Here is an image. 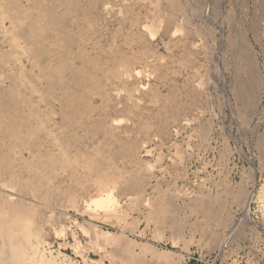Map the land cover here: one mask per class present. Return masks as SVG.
Instances as JSON below:
<instances>
[{"label": "rangeland", "instance_id": "1", "mask_svg": "<svg viewBox=\"0 0 264 264\" xmlns=\"http://www.w3.org/2000/svg\"><path fill=\"white\" fill-rule=\"evenodd\" d=\"M130 1L133 2L104 0L107 7L102 12L104 26L108 24L109 28H113L116 18L125 17L123 7ZM170 1L177 3L171 5ZM170 1H143L147 7L143 10L146 15L140 34L147 42H144V47H148H145L146 63L140 61L125 65L119 69V80L106 79L110 92L115 95L112 94L118 109L122 111L120 114L124 115L118 118L119 122L114 118V124L129 127L126 138L129 136L130 139L131 136L133 139L134 136L140 141L137 157L130 165L119 163V166L121 170L123 167V170L130 169V172L140 169L139 173L142 172L146 182L145 191L125 193L114 183L101 190L98 182L83 178L84 184L90 183L84 186V192L77 191V197L61 195L55 198L56 201L53 198L46 199V202L45 198L44 201L39 200L40 197L33 198L34 187H25V190L31 189V196L29 190L28 195L22 189V184H27L23 178H28V175L26 171L22 170V173L20 167L7 171L8 174L6 171H3L5 174L0 173H3L0 177V196L5 194L11 201H16L17 198L24 200L25 193L26 202L29 199L30 203L35 200L34 204L43 202L44 206H39L48 212L51 210L49 207L54 208L53 214L56 216L51 214L52 221L42 226V231H45L43 235L46 236L43 237L44 243L48 242L42 244V250H51L55 256L61 252L75 264H264V0ZM171 12L175 19L167 34L166 18ZM126 29L136 31L128 26ZM106 38L110 39L109 35ZM117 44L123 45L122 41ZM139 45L134 44L133 54L140 51ZM6 50L7 44L0 36V52ZM189 51L190 56L186 54ZM190 57L191 60H188ZM243 58L248 59L249 67L256 70L254 72L260 79V92L257 95L256 91L257 96L254 97L257 99L253 97L251 107L241 104L238 98V83L249 75ZM9 63L12 64L11 61ZM11 68L0 65V144L2 126L12 114L9 106H4L1 101L11 84V75H8ZM162 69L167 71L165 75ZM188 86L198 88L197 97L187 91ZM165 102H177L180 106L177 117L169 116L166 120L169 134L163 130L165 125L162 122L158 124L159 121L145 127L154 112L158 114L163 110ZM47 106L43 107L46 112L49 111ZM109 115L112 117L114 114ZM159 125L161 130L158 133ZM17 170L22 174V180L18 178L21 174ZM12 171L18 174L17 181L16 177L12 178V175H16ZM14 182L17 183L14 185ZM17 187L21 188H18L21 193L24 191L22 196L16 192ZM106 190L119 200L115 211H106L95 204L99 197L106 196ZM124 194L129 195L126 198ZM204 203L211 207V214L202 211ZM91 214H96V218ZM118 217L121 218L118 220ZM92 223L93 227L90 226ZM90 227L93 233L102 230L116 236L112 240L107 239L109 245L105 242L106 235L96 232L98 237L103 235V239L99 237L98 240V237L95 238L97 234L90 232ZM118 237L122 242L118 241ZM0 240L3 243L5 239L0 236ZM98 242L104 243L100 245ZM123 242L131 245L124 247ZM164 252L171 255L169 262L160 256ZM4 253L6 257V251ZM123 255H128L127 260L123 261Z\"/></svg>", "mask_w": 264, "mask_h": 264}, {"label": "bare ground", "instance_id": "2", "mask_svg": "<svg viewBox=\"0 0 264 264\" xmlns=\"http://www.w3.org/2000/svg\"><path fill=\"white\" fill-rule=\"evenodd\" d=\"M132 1L133 2L130 1V3L123 7V12L126 16L121 19L116 18L113 28H109L108 24H106V26L103 24L102 14L105 12L104 9L106 10L107 8L104 4V0H3L0 4V36L4 38L7 44V50L4 53L0 52V63L4 64L5 67H12L11 72L8 73V75H11V84L8 87V91L5 92L6 95L1 100L4 106H9L8 109L10 108L12 110V114L11 118L9 117L10 119L8 118L4 123L5 125L2 126L3 136L1 141L2 144H0V173L3 171H6V173L7 171L11 172V170L17 167H20L19 169L21 171H26L25 174L28 175V178L24 179V177L23 180H25L27 184L25 185V182L23 181V183L21 181L24 184H22L24 187L22 189H24L26 193L28 190L31 192L32 187H34L32 190L35 191L36 194H32L33 192L30 193V196L32 194L33 198L40 197L41 199L39 198V200L42 201H44L45 198L46 201V199L50 200L53 198L55 200V198H60L61 195L77 197V191H79V193H81L80 190L83 191L84 189L85 191L86 185L89 186L88 184L92 181L95 183L98 182L101 186V190H104L102 188L109 187V184L114 183V185L122 188L125 193L130 194L136 191H143L146 188L144 175L141 174L142 172L139 173L140 169L130 172V169L123 170L125 169L123 167L121 170L119 166V163L125 164V166H127V164L130 165L137 157L140 141H138V137H135V139L134 136L133 139H131V136L130 139H128V135L126 138V134H128L130 130L129 127L124 124H114V118L119 122L118 118L121 116L120 112L122 111L118 109V104L113 97L114 94L110 92L108 88L109 84L106 82V79L115 80L119 77L120 67L137 62L139 63L140 61L146 63L147 60L145 49L147 46L144 47V42H146V40H144L140 34V29L144 25V16L146 15L143 10L147 6L143 4L144 0ZM172 3L177 2L170 1L171 5ZM174 19L173 13L166 18L167 32L165 33L168 34L169 29L171 30ZM126 25L130 29L136 31L134 32L131 30V32L126 29ZM122 30L125 32L124 34H122ZM191 34L189 36H191ZM107 35H109L110 39L106 38ZM187 35L188 34H186V36ZM109 41H111V43ZM121 41L123 45H116V43H121ZM178 41L180 42V40H177V42ZM108 42L110 44H108ZM184 42L187 41H183L182 43ZM135 43L137 45L140 44V51L133 54L132 50L134 49ZM187 44L184 45L187 46ZM124 50H127V52ZM185 51L187 52L186 49ZM190 52L191 51L186 54ZM193 53L195 54V52L191 54ZM186 54L184 56H187ZM182 58L184 59L185 57L182 56ZM189 59L191 60V57L188 58V60ZM9 61H11L12 64H10ZM243 63L249 69L246 68L249 71L247 72L249 75L247 79H241L242 81L238 83V98L241 104L246 107H251L254 102L253 97L256 95V91L257 95L260 92V79H258L259 75L256 76L257 74H255L256 70L249 67L250 64L248 59L243 58ZM166 73L167 71L162 69V74L165 75ZM187 88L190 94L192 93L193 96L196 95L197 97L198 88L196 89L194 86L193 88L190 86ZM254 98L257 99L256 97ZM164 104H162L164 106H162L163 110L160 109V113L155 114L153 111V118L150 119L148 125H145L146 123L144 124L145 127L152 126L154 123L157 124L156 122L159 121L158 124L162 122V124L165 125L164 129L163 127L162 129L165 132L168 131V128H166V120L169 116L171 118L177 117L180 106L177 102H165ZM44 105H48V112L44 111L45 108L43 107H46ZM128 109L130 108H126L125 110ZM110 113L114 115L111 117L109 115ZM48 122L50 124H48ZM159 127H161V125L158 126V133L160 132L159 129L161 130ZM160 134L162 135L164 133ZM165 135L166 134H164V136ZM20 154H22V156ZM18 170L16 172H18ZM20 170L19 172H21ZM13 171L12 174H16V172ZM23 171L22 173H24ZM19 172L18 174H21ZM18 174L15 176L12 175V178L16 177L15 181H17L19 177H22V174L20 176H18ZM83 178L90 179V182L87 180L86 182H88V184H84ZM12 180L10 182L14 181ZM20 180H22V178ZM20 180H18L19 183ZM174 181L175 180H173V183ZM16 183L14 182V185ZM26 186L32 187L31 189L25 190ZM9 187H11V185H9ZM19 187L15 189L17 190ZM19 189L16 192L19 193ZM115 190H113L114 193ZM122 190L120 189V191ZM24 191H22V193L20 192L21 196ZM29 192L26 194L29 195ZM105 192L107 193L106 196L99 197L95 204L101 206L102 209L106 211H115L118 208L119 200L115 199L112 196L113 193L109 190ZM25 193L24 196H27ZM118 194L116 196L123 195L122 193L120 195ZM128 195H126V198ZM13 196H15L14 193ZM16 196L19 195L16 194ZM24 196V200L17 198L18 200L11 201L10 197L4 194L0 199V236L5 239L3 243L0 240V264H75L72 262L73 260L71 261L69 259L70 257L61 252H57V256H55L51 250L41 249L42 244L48 243H44L43 237L46 236L43 235L45 231H42V226L52 221V215H55L53 214L54 208L52 210V207H49L51 210L48 212L47 209L42 207L44 206V204L42 205L43 202L40 203L42 206H39L40 204H34L33 201H36L32 199L31 203L29 202L30 199L26 202ZM121 196L119 198H121ZM225 196H227V194ZM51 201L53 203V200ZM57 205L58 204H55V206ZM210 205L212 206V204ZM218 205L219 204H217V207H219ZM46 206H48V204ZM214 210L216 211V209ZM202 211L206 214H211L212 210L209 204L206 203L205 206L202 207ZM117 213L116 215H119ZM109 214L111 215L112 213ZM95 215L96 214L92 216L91 214L93 218ZM56 218L57 217L54 218V221ZM120 218L121 217H118V220ZM88 225L89 223H87V226ZM93 225V223L92 225L90 224L92 227ZM53 226H55V224H53ZM85 226L86 224L83 227ZM96 227L95 229L97 230L98 227ZM92 231L90 227V232L93 235L96 232L104 234L107 236V238H105L106 240H112L116 236L114 233H105L102 232V230H98L99 232L95 231L94 233ZM97 237L98 234L95 238ZM99 237H101V235H99ZM101 239H103V235ZM98 240H100V238ZM119 240L120 238L118 241ZM120 241L122 242V239ZM105 242L108 243V240ZM100 243L102 244L104 242ZM117 243L119 244L120 242ZM120 244L122 245V243ZM126 244H124V247ZM129 245L131 244H128V246ZM128 246L126 245V247ZM4 251L7 253L6 257ZM118 251L119 250H117V252ZM117 256L115 258H117ZM124 256L125 255H123V257ZM127 256H125L123 261H125V259L127 260ZM160 256L162 259H167L169 262L168 258H170L171 255L169 252H164L161 253ZM161 257H158L159 260H161ZM175 263L173 262V264ZM156 264H160V262Z\"/></svg>", "mask_w": 264, "mask_h": 264}]
</instances>
